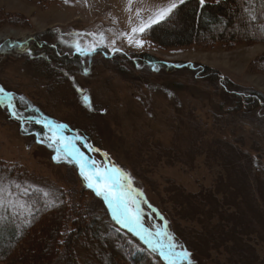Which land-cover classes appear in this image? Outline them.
Instances as JSON below:
<instances>
[{"label":"rangeland","instance_id":"374dc122","mask_svg":"<svg viewBox=\"0 0 264 264\" xmlns=\"http://www.w3.org/2000/svg\"><path fill=\"white\" fill-rule=\"evenodd\" d=\"M172 2L57 0L41 7L0 0L31 23L0 26V88L14 105L0 104V161L44 193H61L81 209L89 205L85 215L99 211L100 203L81 192L88 186L78 166L60 154L54 159L58 145L49 146L53 132L44 126L51 124L98 166L131 178L136 227L146 238L153 234L157 247L176 245L175 253L190 254L176 257L186 264H264V105L233 108L237 94L264 95V74L248 69L264 42L157 49L143 32ZM32 41L49 44L55 56L19 48ZM225 79L233 90L221 86ZM31 119L41 134L28 132ZM77 256L81 264H100L79 248ZM51 264L68 263L61 256Z\"/></svg>","mask_w":264,"mask_h":264},{"label":"trees","instance_id":"16d2710c","mask_svg":"<svg viewBox=\"0 0 264 264\" xmlns=\"http://www.w3.org/2000/svg\"><path fill=\"white\" fill-rule=\"evenodd\" d=\"M24 1H34L46 7L57 0ZM30 24L22 13L9 12L0 7V26L29 27ZM143 38L162 50L188 45L202 49H229L264 42V0H205L204 5L200 4V0H185L168 17L149 26L143 32ZM19 48H25L29 54L40 52L36 56L44 59H49V53L56 54L49 44L38 47L35 41L22 44ZM96 52L107 55L102 50ZM69 56L71 60L77 57ZM137 57L151 61L147 54ZM248 69L251 73L264 74V53L253 59ZM207 72L216 78L215 70ZM231 85L227 79L221 83L222 87L233 90ZM234 98L233 108L237 110H255L264 105V95L257 91H251L247 97L237 94ZM27 117L38 116L27 114ZM31 120L28 132L41 134V125ZM60 155L66 159L63 152ZM68 162L77 170L74 161ZM0 178L6 182L1 194L3 200L0 201V264H51L61 256L68 264H81L77 248L98 259L100 264H168L160 255L161 249L155 247L157 239L153 234L146 238L137 229L140 235H136L118 223L113 219L108 204L91 188L82 185L81 192L85 195L89 193L97 200L100 210L85 215L89 205L81 209L79 205L72 206L61 193L55 196L44 193L25 179L22 170L9 162L0 161ZM151 237L155 240L150 241ZM159 245L162 244L159 242ZM163 250L168 252L165 246ZM176 257L179 258V255ZM176 257V264H186V261Z\"/></svg>","mask_w":264,"mask_h":264},{"label":"snow or ice","instance_id":"6c2138e0","mask_svg":"<svg viewBox=\"0 0 264 264\" xmlns=\"http://www.w3.org/2000/svg\"><path fill=\"white\" fill-rule=\"evenodd\" d=\"M183 2L184 0H179L180 4ZM204 3L205 0H200L201 5H204ZM177 6V3L173 0L167 8L160 9L156 14V18L151 22L156 23L159 20H163ZM253 19H255V17H253ZM143 30V27L139 29V31ZM136 31L137 29L133 28V32ZM76 48L78 52L87 54L83 48L79 47L78 44L76 45ZM0 93H4V95H0V104L6 102L9 109H14V105L11 102V94L5 93L3 88H0ZM5 96L9 97L7 101L4 99ZM88 99L89 98L87 96L84 97V101L86 103L88 102ZM13 114L16 115L15 112H13ZM37 123H39V121H37ZM44 126L53 132V136L48 138L49 146L58 145L55 148L57 156L54 157V159L59 162V154L62 151L67 160L70 162L74 161L79 168L80 175L87 182V186L89 188H93L96 195L102 196L104 201L108 204L113 219L123 226L128 227L129 230L133 231L136 235H140L137 228L133 227L134 224L139 226L140 216L138 214V209H134L133 207L136 201L132 195L133 190L131 189L130 184L131 178L114 166L112 168H108L106 165L98 166L95 161L91 160L90 157H86L84 153L80 152L71 139L58 137L51 124H45ZM85 147H89L91 150L89 145H85ZM140 231L144 230L141 228ZM157 235H160V233H157ZM141 238L143 239V237ZM158 247L161 249L160 255L168 261V264H176L175 257L177 255L182 256L183 258H187L190 255L186 251L182 253H175L172 251V249L176 247L174 244L168 245V252L163 250V245H158Z\"/></svg>","mask_w":264,"mask_h":264}]
</instances>
